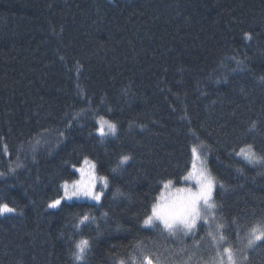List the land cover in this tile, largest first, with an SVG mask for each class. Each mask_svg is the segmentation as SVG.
Listing matches in <instances>:
<instances>
[{"label":"trees","instance_id":"trees-1","mask_svg":"<svg viewBox=\"0 0 264 264\" xmlns=\"http://www.w3.org/2000/svg\"><path fill=\"white\" fill-rule=\"evenodd\" d=\"M262 78L264 0H0V203L17 209L0 215V264H75L82 237L87 264H140L137 245L153 264H219L207 225L183 238L142 227L162 182L194 185L181 178L201 144L224 185L220 251L264 264V242L236 236L264 224V164L235 155L264 157ZM100 116L115 135L97 134ZM84 159L107 177L101 201L47 208ZM84 214L95 221L77 228Z\"/></svg>","mask_w":264,"mask_h":264},{"label":"snow or ice","instance_id":"snow-or-ice-1","mask_svg":"<svg viewBox=\"0 0 264 264\" xmlns=\"http://www.w3.org/2000/svg\"><path fill=\"white\" fill-rule=\"evenodd\" d=\"M243 39L245 41H251L253 36L251 33H244ZM75 118L76 117L73 119ZM96 123L99 125L96 131L101 138L116 134V124L106 120L104 116H100ZM253 127H255V125H253ZM193 135L195 136V133H193ZM203 147L202 144L199 146V148ZM199 148L195 145L191 147V170L186 176L181 178L184 181H193L194 187L177 188L175 189V194L171 196H165L161 193L151 205L148 214L144 216L142 227H159L170 237L183 238L190 235L194 237L198 224H202V226L207 225L208 230L206 231V236L217 249L216 260H218L219 264H245L248 257L242 254V250L233 248L229 245L228 247H223L222 252L220 251V248L228 244L229 241L228 237L224 235L226 225L217 222L218 217L216 216V211L218 205L213 200V190L217 184H219L221 188H223L224 185L217 181L208 171L205 161L201 158ZM3 150L7 153V145L3 146ZM235 155L240 156L249 165L264 164V157L258 156L252 145H246L240 148L239 152H236ZM130 159V156H122L119 163L124 164ZM85 164H90V162L85 159ZM19 166L21 165L18 164L17 167ZM95 167V164H90L87 173H85L83 168L79 169L82 177L79 180H73L71 183L65 180L61 185L63 195L49 202L47 208L56 209L66 200H72L74 198L79 199L81 197H87L99 203L103 193L95 191L97 180L94 174ZM9 171L14 172L15 168H10ZM112 171L115 172L116 169H112ZM3 175H5V173L0 172V176ZM99 179L102 181L103 186L107 188V177H100ZM162 183L165 190L170 189L173 185L171 179ZM16 211L17 209L10 207L8 203H0V215L15 213ZM104 215L106 216L107 213H104ZM219 219H222V217ZM94 221L95 217L84 214L79 218L76 227L79 228L81 225L94 223ZM233 224H236V221H233ZM236 236L237 239L246 238V247L254 248L257 246L258 242H264V224H257L252 227L245 233V237L243 238L240 237L239 229L237 228ZM203 239L202 237L201 240ZM136 247L137 250L140 251L142 257L140 264H153V257L143 254V245H137ZM192 247H200V242L194 240ZM90 248L91 242L88 238L82 237L79 240L73 241L71 256L75 264H87L86 257ZM180 251L183 253L186 250L182 248ZM189 259H191V256H189ZM155 260L156 264H160V257H155ZM117 264H125V261L119 260Z\"/></svg>","mask_w":264,"mask_h":264},{"label":"rangeland","instance_id":"rangeland-1","mask_svg":"<svg viewBox=\"0 0 264 264\" xmlns=\"http://www.w3.org/2000/svg\"><path fill=\"white\" fill-rule=\"evenodd\" d=\"M98 120V119H97ZM107 120V119H106ZM97 126L99 127V125L97 124ZM98 134V133H97ZM99 135V134H98ZM109 136H113V135H109ZM108 137V136H106ZM201 158L204 160L203 156H201ZM87 161L90 162V164H95L91 159H87ZM90 164H85V159L83 160V162L81 163L80 166H77V167H74L73 169L76 171L77 175H78V178L76 180H79L81 179V172L79 171V169L83 168L85 170V173L88 172L89 170V167H90ZM94 174L95 176L97 177V180H96V186H95V191L96 192H102L104 193V191L106 190V188L103 186V183L102 181L99 179L101 176H99L96 172V167L94 169ZM86 178V177H85ZM71 183V182H70ZM189 184L191 185V187H194V185H192L190 182ZM177 188H189L187 184H185L184 186H179V187H174V186H171L170 189H167L164 191V188L163 190L161 191V193H163L165 196H171V195H174L175 194V189ZM62 189V188H61ZM62 195H63V189H62ZM61 195V196H62ZM161 195V194H160ZM102 198V197H101ZM88 201V202H91V203H97L95 200H91V199H88L87 197H81L79 199H72V200H66V201Z\"/></svg>","mask_w":264,"mask_h":264}]
</instances>
